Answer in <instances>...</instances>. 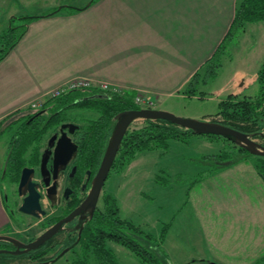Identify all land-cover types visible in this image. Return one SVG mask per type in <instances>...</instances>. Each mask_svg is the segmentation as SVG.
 I'll return each instance as SVG.
<instances>
[{"label":"rangeland","instance_id":"1","mask_svg":"<svg viewBox=\"0 0 264 264\" xmlns=\"http://www.w3.org/2000/svg\"><path fill=\"white\" fill-rule=\"evenodd\" d=\"M92 1L67 0L64 5L57 7H77V4L87 6ZM49 6L53 5H46L43 0L41 3L19 5L23 15L13 19L14 26L22 25V16L30 14V10L42 11ZM66 9L70 8H63ZM22 29L18 27L13 33L10 28L0 30V55ZM238 41V47L234 46V50L230 47V52L220 55L221 65L216 74L207 76V69L201 70L194 94L189 95L187 92L186 95L162 97L161 100L152 96L151 102L145 103V106L164 109L182 117L218 120L220 116L216 115L219 112V102L226 98L227 93L220 95L217 90L228 86L236 70L248 65L253 66L251 68L255 70L263 64L262 27H251L245 36L236 34L229 41V45L233 46ZM90 89L105 92L98 87L77 88L73 91ZM258 89V84L255 83L243 94L254 96ZM53 98L49 96L38 101L37 107L29 106L23 112H17L6 119L3 127L27 112L42 109ZM69 111L70 116L79 115L82 118L85 109ZM97 114L86 112L88 118L96 117ZM144 125L145 120L138 119L132 123L129 130L139 129ZM18 126L19 123L5 130L1 136L4 143L12 140ZM253 139L261 142L258 137ZM224 149L238 151V145L227 139L194 134L184 141L170 140V146L165 152L142 151L120 174L111 171L99 199L98 210L105 211L104 196L112 193L117 199L120 216L143 230L159 236L164 224L170 223L162 248L170 258L171 264H264V246L259 245L260 251L241 253L243 241L251 239L253 234L260 236L264 233V227H258L260 222L257 221H264V180L254 167L259 156L252 155L239 163L215 170L211 160L203 156L218 155ZM1 173L0 170V186L4 190L6 185L1 179ZM158 179L165 183L162 184ZM247 197L253 206V213L248 209ZM15 201L13 207L8 206L9 213H13L10 215L11 224L2 234L14 236L24 242L34 240L46 230L43 223L47 220L42 216L21 213L17 205L22 203V197L15 198ZM44 201L45 205H49L48 198ZM247 223L250 224L249 227ZM74 235L75 233H72V238ZM65 237L64 233L55 237V247L47 257L54 255L62 246L60 242H63ZM5 242L7 241L0 242V249L13 247ZM109 245L115 249L123 264H143L127 247L113 241ZM74 257L73 251L70 250L49 264H71ZM11 263L32 264L33 261L25 255H19L12 259ZM92 264H97L94 258Z\"/></svg>","mask_w":264,"mask_h":264},{"label":"crops","instance_id":"2","mask_svg":"<svg viewBox=\"0 0 264 264\" xmlns=\"http://www.w3.org/2000/svg\"><path fill=\"white\" fill-rule=\"evenodd\" d=\"M65 1L43 0L53 6L30 10L25 16L42 17L28 23L23 37L0 60V126L13 113L23 112L33 101L45 99L53 89L75 78L105 81L160 100L186 95L191 78L203 69L228 34L241 2L95 0L87 6L77 4L84 7L82 10L61 8L46 15ZM39 2L42 0H0V30L11 28L13 19L23 15L19 5ZM255 25L264 30V21L251 22L237 35H247ZM234 46L238 47L239 41L228 44L226 53ZM251 67L236 70L218 94L245 93L256 83L261 66L255 70ZM10 142L0 138V170ZM246 200L253 213L248 197ZM257 221L258 227H264V221ZM10 224L0 186V234ZM259 245L264 246L263 232L243 241L241 253L260 251Z\"/></svg>","mask_w":264,"mask_h":264},{"label":"trees","instance_id":"3","mask_svg":"<svg viewBox=\"0 0 264 264\" xmlns=\"http://www.w3.org/2000/svg\"><path fill=\"white\" fill-rule=\"evenodd\" d=\"M94 1L95 0L92 2ZM58 8L59 7L46 15L55 14L59 11ZM63 8H70V10L78 11L82 10L84 7L62 6V9ZM39 17L42 16H24L22 17L24 19L22 25H12L10 28L12 33L14 32V29L18 27L23 28L22 32L13 39L9 44V47L0 55V60H2L8 54L9 50L15 47L18 41L23 37L27 31L28 23ZM258 21H264V0H241L228 34L219 45L217 51L209 60H207L203 67V69H207V76L217 73L218 68L221 65L220 55L226 53L229 41L237 34V32L247 23ZM201 70L194 74L186 86V91L189 95L194 94L196 90ZM256 83L258 84L259 89L258 93L254 96L229 94L226 98L222 99L219 102V112L216 115L220 116V118L215 121L239 129L240 131L254 137H258L263 133L264 62L258 70ZM93 92L95 91L90 89L79 90L77 93ZM138 93L139 92L135 90L110 92L106 93L110 99L103 98L102 100H96L90 104H86L100 112L101 116L90 128L87 144L83 148L82 155L84 160L95 162L101 160L115 127L117 121L116 116L123 111L140 109L142 107L136 102V96ZM71 97H74V95L66 92L53 99H59L58 103L64 105L71 100ZM53 99L48 101L45 106L51 103ZM40 112H42L41 109L39 112H27L23 114V116H19L18 119L12 121L8 126L3 127L4 123L0 126L1 138L5 130L11 128L14 124H21L16 137L10 142L7 151L6 173L10 175L11 181H18L20 172L25 165H36L39 163V144L45 133V129L47 128L46 115L43 113L39 115ZM16 113H13L9 117ZM24 119L25 121L22 122ZM194 134L198 133L190 129L181 128L167 120H145V125L143 127L135 130H128L123 138L111 171L120 174L142 151L161 150L165 152L170 146V140L176 139L184 141L189 135L191 136ZM206 136L227 139L223 136L214 134ZM30 151H33L32 157L28 158L26 155ZM250 156H252L251 153L245 148L238 146V151H228L224 149L218 155H204L203 158L210 159L213 166L215 165L214 169L218 170L219 168L231 166L242 160H246ZM254 167L264 180V157L259 156L255 161ZM159 182L162 184L165 183L162 180H159ZM5 202L8 207L9 204L6 198ZM104 204L105 211L97 210L91 218L83 223L81 239L79 243L71 249L75 255L71 264H92L93 258L97 261V264H123L115 249L109 245L111 241L127 247L143 264H171L170 258L162 248L171 226L170 223H165L160 235L156 236L143 230L140 226L124 220L119 214L118 202L112 193H107L104 196ZM9 207L11 208L12 206ZM10 212L12 213V211ZM55 221V219L47 220L43 223L44 227H49V225ZM70 238H72L71 233L67 235V238L64 239L63 242H60L62 243V246L51 257H47V254L54 249L55 245H53V242L55 238L50 239L36 250L20 255L29 257L30 260L33 261L32 264H39L43 261L57 257L66 246L72 245V242H75L78 238V232L75 233L72 240H70ZM5 243L12 245L13 247L11 248H15L12 243ZM55 244L57 245V243ZM18 256L19 255L2 252L0 253V264H12L11 260Z\"/></svg>","mask_w":264,"mask_h":264},{"label":"flooded vegetation","instance_id":"4","mask_svg":"<svg viewBox=\"0 0 264 264\" xmlns=\"http://www.w3.org/2000/svg\"><path fill=\"white\" fill-rule=\"evenodd\" d=\"M77 92L78 90L69 91V93L74 95V97H71V100L64 105H60L58 103L59 99H53L48 106H45L41 109V111H43V114L46 115L47 128L45 129V133L43 134V137L39 144V163L36 165H25L20 172L17 182L11 181L10 175L6 173V159L1 170V179L6 185L4 189V191H6L4 192L5 198L8 200L9 206L13 207L16 202L15 198L22 197L23 202V199L28 192L27 184L21 190L19 188L23 169L25 167L35 169L34 173L31 176V180L38 184V189L41 192L40 202L43 209L45 210V213L41 216L45 217L46 220H56L55 222L50 224L49 227L58 222L60 219L69 215L85 200L91 190L92 182L96 174L98 173L104 157L103 155L99 162L83 159V148L87 144L90 128L94 125V122L97 121L101 116L100 112L86 104H90L96 100H102L103 98L110 99V97H108L107 94L102 91H95L93 93ZM74 109L80 111H84L85 109L82 114V118L79 115H74L73 117L72 115H69V110ZM87 111H91L93 113L97 112L98 114L96 115V117L88 118L86 116ZM37 112H39V110ZM18 118L19 117H17V119ZM24 121L25 119L22 120V122ZM20 126L21 124L19 123V126L14 131L12 139L16 137ZM252 137L254 138V136ZM67 138L71 139V144L67 140ZM258 138L261 140V142L259 143L264 145V132L261 133ZM59 143L61 149H59L60 152L58 153L57 157L58 168L55 171V151ZM74 145H77L76 150L71 152L67 164L63 165L62 161L67 159V154L74 148ZM32 153L33 151H30L26 156L28 158H31ZM43 157H48L47 166L50 170V173H46L45 175L41 173V163ZM47 180L50 181L49 186H47L45 183ZM103 189L101 195L103 193ZM45 198H48L49 205H45ZM21 204L17 205L18 209ZM97 210L98 204L95 213ZM89 218H91L89 211L77 215L71 222L65 225V228L61 232H59L53 238L57 237L61 233H64L66 236L64 239H66L69 233H77V229H79V227L82 226V224ZM47 228L48 227H46V229ZM73 243L74 242H72V244Z\"/></svg>","mask_w":264,"mask_h":264},{"label":"water","instance_id":"5","mask_svg":"<svg viewBox=\"0 0 264 264\" xmlns=\"http://www.w3.org/2000/svg\"><path fill=\"white\" fill-rule=\"evenodd\" d=\"M61 8L62 7H59L58 10H60ZM42 113L43 111L40 112L39 115ZM138 119H143V120L162 119V120L170 121L181 128L193 130L194 132L200 135H209V134L220 135L235 142L237 145L241 146L242 148H245L252 155L264 157L263 144L254 140L251 135H248L247 133H244L239 129L221 124L216 121L198 120L195 118L182 117L170 111L164 109H158V108H140V109H131V110L123 111L116 116L117 121L113 129L112 135L110 137L107 149L105 151L101 166L92 182L91 190L87 195V197L85 198V200L78 207H76L69 215H67L66 217L60 219L55 224L48 227L43 233H41L34 240H31L29 242H24L14 236L0 234V241L10 242L15 247L14 249H0V253L5 252L13 255L29 253L32 250H36L40 248L46 242L52 239L55 235L61 232L65 228V225L71 222L77 215L89 211L90 217H92L97 208V204L102 189L106 183V180L109 177L114 161L120 150L123 138L130 129L132 123ZM67 140L71 144L72 142L71 139L67 138ZM76 148L77 145H74V148L67 154V159L62 161L63 165L67 164L71 152L76 150ZM59 149H61L60 143L55 151V162H54L55 171L58 168L57 157H58V153L60 152ZM47 163H48V157H43L41 163V173L43 175H45L46 173H50ZM34 171L35 169L30 167H25L22 171L19 188L21 190L27 184L28 192L25 195L23 202L19 207V211L23 214L40 217L42 214L45 213V210L43 209L40 202L41 192L38 189V184L31 180V176L34 173ZM45 183L47 186H49L50 181L47 180ZM82 231H83V224L82 226L79 227L78 238L72 245L64 248L57 255V257L47 261H43L39 264H49L51 262L57 261L63 255H65L68 251H70L73 247H75L79 243L81 239ZM211 264H218V263L212 262Z\"/></svg>","mask_w":264,"mask_h":264},{"label":"built area","instance_id":"6","mask_svg":"<svg viewBox=\"0 0 264 264\" xmlns=\"http://www.w3.org/2000/svg\"><path fill=\"white\" fill-rule=\"evenodd\" d=\"M93 87L101 88L106 93L122 91L121 88L115 85H111L110 83L105 81H92L90 79H85V78H75L53 89L47 97L49 96L58 97L63 93L72 91L73 89H77V88H93ZM41 100L33 101L30 106L37 107L38 101ZM151 100H152L151 95L142 92H139L138 95L136 96V102L142 106L141 108H152L150 106H145V103L147 102L150 103Z\"/></svg>","mask_w":264,"mask_h":264}]
</instances>
